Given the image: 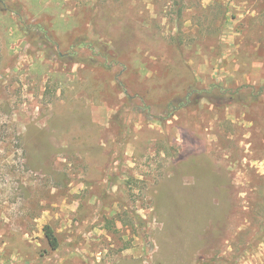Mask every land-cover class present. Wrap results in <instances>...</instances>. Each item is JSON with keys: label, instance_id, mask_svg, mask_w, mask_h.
<instances>
[{"label": "rangeland", "instance_id": "1", "mask_svg": "<svg viewBox=\"0 0 264 264\" xmlns=\"http://www.w3.org/2000/svg\"><path fill=\"white\" fill-rule=\"evenodd\" d=\"M0 264H264V0H0Z\"/></svg>", "mask_w": 264, "mask_h": 264}, {"label": "trees", "instance_id": "2", "mask_svg": "<svg viewBox=\"0 0 264 264\" xmlns=\"http://www.w3.org/2000/svg\"><path fill=\"white\" fill-rule=\"evenodd\" d=\"M45 239L51 250H56L59 247L58 238L50 225L43 226Z\"/></svg>", "mask_w": 264, "mask_h": 264}]
</instances>
